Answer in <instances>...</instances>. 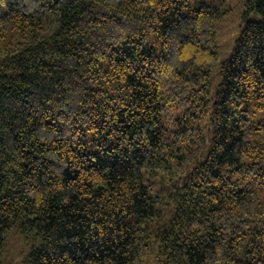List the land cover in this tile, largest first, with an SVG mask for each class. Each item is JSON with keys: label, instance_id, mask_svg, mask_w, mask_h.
<instances>
[{"label": "trees", "instance_id": "obj_1", "mask_svg": "<svg viewBox=\"0 0 264 264\" xmlns=\"http://www.w3.org/2000/svg\"><path fill=\"white\" fill-rule=\"evenodd\" d=\"M219 10L0 0V264H264V0L212 95Z\"/></svg>", "mask_w": 264, "mask_h": 264}, {"label": "rangeland", "instance_id": "obj_2", "mask_svg": "<svg viewBox=\"0 0 264 264\" xmlns=\"http://www.w3.org/2000/svg\"><path fill=\"white\" fill-rule=\"evenodd\" d=\"M206 1L219 7V14L215 17V40L213 46L219 53V59L215 63L211 75L210 89L212 95L220 83L221 62L230 57L236 39L243 28V12L247 0H192ZM250 19H261V16L252 12ZM203 143L196 145V151L204 150ZM39 237L36 230H26L19 225L13 227L6 235L5 244L1 252V258L9 264H29L28 253L38 244Z\"/></svg>", "mask_w": 264, "mask_h": 264}]
</instances>
